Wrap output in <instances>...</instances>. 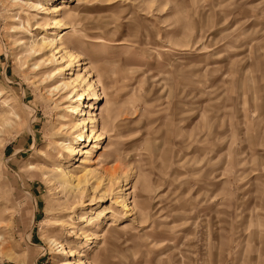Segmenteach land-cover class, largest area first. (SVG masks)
<instances>
[{"label": "rangeland", "instance_id": "obj_1", "mask_svg": "<svg viewBox=\"0 0 264 264\" xmlns=\"http://www.w3.org/2000/svg\"><path fill=\"white\" fill-rule=\"evenodd\" d=\"M0 264H264V0H0Z\"/></svg>", "mask_w": 264, "mask_h": 264}, {"label": "bare ground", "instance_id": "obj_2", "mask_svg": "<svg viewBox=\"0 0 264 264\" xmlns=\"http://www.w3.org/2000/svg\"><path fill=\"white\" fill-rule=\"evenodd\" d=\"M60 9H61V7L59 5H57V7H54L53 12H58ZM85 106H86V104H85ZM74 112H76V111H74ZM75 114H79V113H75ZM94 123H95V118H93V117H87V118L83 119L80 124L82 125V124H94ZM87 138H88V142H90L91 138H94V136H93V129L91 130V132L89 133V135L87 136ZM82 152H83V150H82ZM85 153H87V151H85ZM85 162H86L85 159H81L80 160V163H85ZM69 176H71L70 173H69V171L68 172H62V177L63 178H66L67 179Z\"/></svg>", "mask_w": 264, "mask_h": 264}]
</instances>
